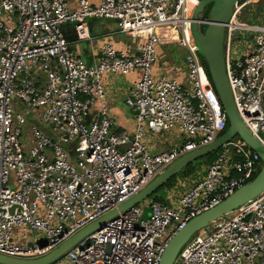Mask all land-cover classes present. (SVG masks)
Segmentation results:
<instances>
[{
    "label": "built area",
    "instance_id": "built-area-1",
    "mask_svg": "<svg viewBox=\"0 0 264 264\" xmlns=\"http://www.w3.org/2000/svg\"><path fill=\"white\" fill-rule=\"evenodd\" d=\"M200 2L103 0L92 6L74 0L73 8L71 0H0V255H49L228 130L192 33ZM248 5L239 1L226 25V71L240 117L264 147V25L240 21ZM108 19L118 21L119 34L142 43L134 54L106 43L99 61L88 65L71 51L63 28L73 25L78 41L91 42L87 22ZM241 31L254 35L244 56L234 52ZM170 45L185 51L184 81L154 71L158 47ZM137 72L141 77L126 99L134 133H116L104 76ZM147 131L181 143L154 153L144 143ZM262 166L242 140L229 142L176 207L151 201L148 219L141 205L120 213L61 262L160 264L176 232L252 181ZM31 234L44 239L20 241ZM174 264H264V191L197 233Z\"/></svg>",
    "mask_w": 264,
    "mask_h": 264
},
{
    "label": "water",
    "instance_id": "water-1",
    "mask_svg": "<svg viewBox=\"0 0 264 264\" xmlns=\"http://www.w3.org/2000/svg\"><path fill=\"white\" fill-rule=\"evenodd\" d=\"M239 0H201L195 9L192 22V33L198 47L207 73L218 95L224 111L228 117V130L213 144L193 151L178 159L162 175L152 181L143 191L127 203L98 221L80 231L73 238L65 242L49 255L35 260H18L0 255V264H55L61 262L66 253L89 235L100 230L106 222L127 212L131 208L141 205L146 199L154 195L171 179L178 176L187 166L204 158L211 153L218 152L221 147L235 137H238L256 152L263 166L260 173L250 182L243 185L232 196L225 199L214 208L200 214L189 221L185 228L175 233L168 242L162 255L160 264H174L181 249L200 231L211 224L223 219L240 207L257 198L264 191V147L255 139L244 124L236 108L231 87L227 77L225 59V30L226 25L234 16V10ZM209 9L208 20H203V15ZM107 23L117 24L115 19L106 20ZM206 26L202 32V26ZM27 131H25L26 135Z\"/></svg>",
    "mask_w": 264,
    "mask_h": 264
},
{
    "label": "crops",
    "instance_id": "crops-1",
    "mask_svg": "<svg viewBox=\"0 0 264 264\" xmlns=\"http://www.w3.org/2000/svg\"><path fill=\"white\" fill-rule=\"evenodd\" d=\"M70 1V0H69ZM103 0H89V3L92 6H98ZM249 1V8L254 6L253 4H258L255 6L260 8V4H264V0H247ZM71 6L75 8L74 0H71ZM96 21L101 20H89L87 23L91 29V36L93 40L91 42H80L77 39V34L73 25H66L64 30V35L66 40L70 44V49L78 57L83 59L88 65H94L99 61L100 52L104 44L110 43L117 46L118 49L126 51L128 53H136L138 46L142 43L141 41H136L130 39L117 32V24L113 26H106V23L97 24ZM110 24V23H109ZM108 27V28H106ZM177 50L180 49L176 47ZM249 49L248 46H245L243 53ZM176 50V51H177ZM182 50V49H181ZM175 48L172 45L170 46H160L157 49V61L155 64L154 71L156 74H163L171 78H176L179 81L185 80V71L180 69L179 71L175 70V60L173 56L176 54ZM175 53V54H174ZM160 63V65H159ZM183 66V59H182ZM178 70V69H177ZM183 76V80H181ZM141 77L139 72L134 73L129 76H116V75H105L104 76V87L106 91V102L111 116L114 119V131L116 133L127 131L130 134L134 133L135 130V115L126 105V99L129 96L132 85L138 81ZM133 126L132 130L127 129L128 127ZM160 136V135H156ZM155 135H152L149 131L146 132L144 143L151 149L154 153H159L163 151L162 147H165L164 143L168 145L171 149L175 144H177L176 137L172 136L174 140L168 137L159 138L158 142H154ZM171 136V135H170ZM160 147H159V146ZM165 151V150H164ZM179 181V179H177ZM179 183H176L173 189L167 190L166 192V203L165 205L169 207H176L180 201V198L187 192V188H184L182 192H176L178 189ZM184 187L185 184H181ZM163 195V194H162ZM152 201V200H151ZM164 204V203H163Z\"/></svg>",
    "mask_w": 264,
    "mask_h": 264
},
{
    "label": "rangeland",
    "instance_id": "rangeland-1",
    "mask_svg": "<svg viewBox=\"0 0 264 264\" xmlns=\"http://www.w3.org/2000/svg\"><path fill=\"white\" fill-rule=\"evenodd\" d=\"M249 5L251 6V4H249ZM249 5L247 6V8L245 9V12H244V16H246V17L241 18L240 21L241 22H246L248 24H262V25H264V4H260L261 5L260 8H258V7L255 8V6L258 5V4H253L254 6H252L251 8H249ZM103 22L106 23V26H113L114 27V25H116V24H109L106 21H96L97 24H101ZM106 28H108V27H106ZM120 36L123 37V35H121V34H120ZM253 36H254L253 34L247 33L245 31H241L238 34V36L235 39V41H234V43H235L234 44V52H235V54L237 53L238 55L244 56L243 55V50L245 48V45L252 43V37ZM173 48H175V51L177 50L176 46H173ZM173 58L175 60L174 61L175 62V67H176L175 70L179 71L181 69L183 71L184 66H182V59L185 58V51L181 50V49H178L176 51V54L173 56ZM159 65H160V63H159ZM181 80H183V76H181ZM19 112H21V111H19ZM127 129L132 130L133 126H130ZM168 137L171 139V141L174 140L172 136L167 135V134H162L160 136H156L155 139L153 138V140H154V142H158L159 138L167 139ZM179 140L180 139L175 140L176 142H178L177 145H179L181 143ZM237 141H238V137H235L230 142L231 143H236ZM166 144L164 143L165 147H162L163 151L164 150L165 151L171 150V149H169L168 145H166ZM216 158H217V152H214V153H211L210 155L205 156L202 160L199 159V160L195 161L194 163H192L194 171L192 173H190V174L184 175V177L178 178L181 183H179V187L175 191L180 193V192L184 191V188L188 189L192 185V183L194 181H197L198 179H200L202 176L205 175L207 167L214 160H216ZM179 181L177 180L176 183H178ZM181 184H185L184 187H182ZM159 194L162 195V191H160ZM153 196L154 195L150 196L148 199H146L141 204V206L145 208V214H144L143 219H148L149 218V214H150L149 205L151 203V200H152ZM38 238L43 240L44 236L37 235V234H31V235H29V239L28 240H26L24 238H21L20 241L21 242H31V240L38 239ZM55 264H69V262H67V261L63 262L62 261V262H58V263H55Z\"/></svg>",
    "mask_w": 264,
    "mask_h": 264
},
{
    "label": "trees",
    "instance_id": "trees-1",
    "mask_svg": "<svg viewBox=\"0 0 264 264\" xmlns=\"http://www.w3.org/2000/svg\"><path fill=\"white\" fill-rule=\"evenodd\" d=\"M241 3L245 2L247 0H239ZM209 18V9L205 12V14L203 15V20H208ZM206 26H202V32H204ZM203 159V158H202ZM200 159V160H202ZM215 161V160H214ZM213 161V162H214ZM212 162V163H213ZM194 171L193 168V164H190L189 166H187L178 176L174 177L173 179H171L165 186H163L162 188H160L153 196L152 201H158L160 203H166V192L167 190L173 189L176 185V181L178 178L180 177H184V175L190 174ZM162 191L163 195H160L159 192Z\"/></svg>",
    "mask_w": 264,
    "mask_h": 264
}]
</instances>
